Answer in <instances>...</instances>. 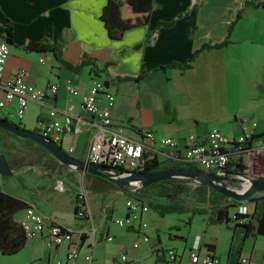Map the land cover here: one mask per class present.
<instances>
[{"label": "crops", "instance_id": "obj_1", "mask_svg": "<svg viewBox=\"0 0 264 264\" xmlns=\"http://www.w3.org/2000/svg\"><path fill=\"white\" fill-rule=\"evenodd\" d=\"M245 1L248 0H152L147 23L127 29L120 38H110L100 19L106 0H0V39L10 26L13 40L9 44L10 53L3 76L25 70L26 81L38 88L46 89L52 83L57 85L56 93L48 92L42 104L28 102L19 125L37 131L41 123L64 125L66 116H69L68 128L55 133L53 139L60 146L66 142L68 148L73 147L69 154L84 160L98 121L96 116L81 108V95L90 89L94 80H101L107 83L97 94L98 109L107 103L104 92L112 93V126L147 144L154 143L161 148V140L170 136L181 146L187 136H202L213 128L229 136L243 132L264 136V6L244 5ZM240 10L241 17L235 20ZM172 20L169 27H158L160 21ZM233 22L227 46L204 49L186 69H160V66L174 62H185L204 43L223 41ZM150 32L151 36L147 37ZM43 39L57 45L63 58L72 64L79 61L82 53L95 58L100 67L106 62L109 64L105 71H94L89 65L72 71L58 63L50 52L24 49L28 42ZM68 79L78 89L77 95L68 92ZM16 106V100L7 103L0 117L12 121L17 117ZM53 109L55 114L51 115ZM148 131L154 137L151 141L142 137ZM261 159L260 155H245V175L250 177L260 172ZM56 161L62 164L58 159ZM9 167L10 175L0 174L2 191L33 205L47 218L52 216L56 222L75 231L83 229L86 233L79 237L74 235L78 249L73 262L67 260L70 245L47 246V231L43 230L38 236L28 238L17 253H0V264H57L58 261L61 264H145L144 261L149 264H186L189 248L197 244L202 250L211 246L209 252L219 258V264H264V236H243L239 223L210 221L213 214L209 203L195 205V208L207 209L206 213L185 210V220L177 218L176 222L168 223L166 238L161 236V227L157 223L148 226L143 232L148 235V242L134 247L132 237L126 232H135L138 238H143L140 230L116 225L125 232L116 228L115 233L110 224L115 207L109 201V204H103L109 198L123 195L121 190L93 192L82 182L76 187L78 189L69 183L72 186L70 192L74 190L72 197L85 191L84 203L92 223L78 215L74 222L65 223L54 213L47 215L45 207L39 203L55 189V174H50L49 170L35 175L32 165L26 166L25 172ZM17 172L23 175L15 178ZM28 172L32 175L31 182L26 181ZM79 172L85 175V172ZM232 181L227 176L223 182L230 188L242 184L237 181L238 184L232 187ZM88 191L101 198L98 213L101 221L98 223L93 221L87 204ZM261 195L264 191L253 196ZM153 197L152 193H146L139 199L149 205ZM72 202L75 203V199ZM233 204L229 216L235 212L252 214L255 207V202L248 199L235 200ZM121 211L124 216V203ZM106 213L110 217L107 218ZM145 215L143 221L147 222ZM23 216L24 209L16 212L14 219L19 221ZM93 227L98 231L96 235L91 232ZM154 232L156 238L151 241L150 235ZM106 233L113 239L106 240ZM170 248L178 253L174 261H168L166 256ZM121 254L127 256L126 261L119 260Z\"/></svg>", "mask_w": 264, "mask_h": 264}, {"label": "built area", "instance_id": "obj_2", "mask_svg": "<svg viewBox=\"0 0 264 264\" xmlns=\"http://www.w3.org/2000/svg\"><path fill=\"white\" fill-rule=\"evenodd\" d=\"M10 53L9 44L0 39V109L5 107L7 103L16 100L15 109L16 116L21 119L27 108L28 102H37L42 104L48 92L54 94L57 91V85L52 83L46 89L38 88L25 79L27 71L20 70L18 73L4 77L6 61ZM43 59H40L42 61ZM67 90L72 95L79 93L70 79L66 82ZM104 89V82L94 80L90 89L81 95V108L96 116L97 124L89 142L85 161L98 165L107 166L110 171L141 172L143 170L146 156L145 153L160 155L163 158H173L179 161L192 163L199 169L205 171L216 172L217 175H232L244 184L242 177L245 171L238 172L232 167L236 173L229 174L226 167L229 162H239V158L249 154L260 155L262 160V170L250 176L249 178H264V136L251 141L250 145L244 142L253 135L251 132H243L237 136H229L217 128L209 130L202 136L189 135L185 138L184 143L180 146L179 142L168 136L161 140V148L156 147L154 143L147 144L143 140L134 139L122 132V129L113 127L111 116V108L114 102L112 93L105 91L107 103L98 109L97 94ZM72 106H70L71 108ZM51 115L55 114L53 109ZM70 123L69 116H66L64 125H55L41 123L38 125L37 133L44 137L51 138L55 133H61L68 128ZM143 138L150 141L153 140L152 132H144ZM57 143V142H56ZM164 148V149H162ZM73 147H69L67 152L71 153ZM196 182H199L195 179ZM249 182V181H248ZM58 190H63V185L58 182L56 185ZM136 188L135 190H138ZM78 197V216L87 219L92 223L91 217L88 216V209L84 203L85 191L77 194ZM126 213L123 217L115 218L114 222L118 227L136 228L140 230L144 241H148V235L144 234L148 228L146 221H143V215L147 213L150 206L147 202L139 198H130L126 202ZM20 225L25 230L27 238L38 236L46 230L45 241L47 246H57L62 243L70 245L67 253V260L73 262L76 258L78 243L74 241V235L82 236L86 233L83 229L75 231L72 227H68L52 218L45 217L33 205H27L24 209V216L19 220ZM92 234L96 235L98 231L93 227ZM104 238L108 241L113 239L111 234H105ZM134 247L138 243H133ZM168 261H174L178 258L176 250L170 248L166 251ZM119 260L126 261L127 256L121 254ZM220 260L214 254L202 248L197 244L191 246L188 250V262L186 264H219ZM57 264H61L59 261ZM246 264V263H240Z\"/></svg>", "mask_w": 264, "mask_h": 264}, {"label": "trees", "instance_id": "obj_3", "mask_svg": "<svg viewBox=\"0 0 264 264\" xmlns=\"http://www.w3.org/2000/svg\"><path fill=\"white\" fill-rule=\"evenodd\" d=\"M254 5V6H264V0L254 1L248 0L244 2V5ZM125 10V13H124ZM152 11V0H106L105 5L103 6L100 19L103 21L105 28L107 29L108 35L110 38H120L124 31L127 29L145 24L149 21L150 15ZM241 10L238 11L236 15V19L241 17ZM234 20V21H235ZM172 21H160L158 23V27H169L172 25ZM233 22L228 30V36L221 42L218 43H204L199 48L194 50L186 59L185 62H174L167 66H160V69H166L171 67H178L180 69H186L191 66V62L198 56V54L204 49L211 48H222L229 44V36L232 32ZM151 36V32L147 34V37ZM3 40H5L8 44L12 43V29L11 27L6 28V32ZM25 50L27 51H35V52H50L54 58L60 63L62 66L66 67L72 71H78L84 66L89 65L91 69L94 71L97 69L99 71H105L106 66L109 64L108 62L104 63L103 66H98L96 59L90 57L86 53H82L79 61L76 64H72L71 62L65 60L62 55L61 49L55 45L54 43L43 39L40 41H30L25 45ZM128 79V78H126ZM106 84L107 82L104 81ZM0 131L3 133L12 136L18 137L13 133H10L4 129L0 128ZM261 135H252L250 139H247L244 144L250 145L251 141L258 138ZM24 139L27 143L35 144V146L39 147L43 151H47L44 147L36 143L35 141L28 138ZM0 152L5 156L6 161L10 164L11 167H15V165L11 164L9 160L10 154L4 149V147L0 146ZM50 154V153H49ZM146 161L143 167L142 172L152 173L158 170H167V169H187V170H200L196 165L192 163H187L183 161H179L173 158H164L160 160L156 154L145 153ZM54 158V157H52ZM55 159V158H54ZM57 159V158H56ZM55 159V161H56ZM239 162H229L226 169L229 174L232 172L238 171L242 172L246 169L245 164H243V159L240 157ZM242 161V162H241ZM57 162V161H56ZM234 170H231V168ZM85 175L90 179L91 184L89 185V189L93 192H101L109 189H119L124 191L127 186H117L113 182L108 181L102 177L91 175L89 173H85ZM185 179V180H184ZM190 178H175V179H164L159 180L153 183L146 184L139 188L137 191H132L129 193L133 195L132 197L140 198L146 193H152L155 197L160 196L161 194L168 193H178L179 191L183 192L190 198L196 199L198 203L203 202L211 204V211L213 216L210 217V221L222 222V221H231L235 223H239L243 228V236H247L249 234L255 235H263L264 236V198L255 202V207L252 214L235 212L231 216H229V209L234 206L233 202L235 200L229 199L227 196L217 191L216 189L207 186L205 184H200L194 188L187 189V182ZM187 182V183H186ZM137 195V197H136ZM75 203L73 207L74 217H77L78 214V205H77V195L74 197ZM156 199V198H155ZM150 207H152L160 216H164L168 213H178L184 212L185 210H191L192 213H206L207 209L204 208H195L190 207L187 208L177 202L175 199H168L165 201H149ZM199 206V205H198ZM27 207L26 202L5 193L0 189V253L3 255H10L17 253L20 251L26 241L27 236L25 230L20 225L19 221L14 219V214L18 211H21ZM194 208V209H193ZM207 251H211V246H205Z\"/></svg>", "mask_w": 264, "mask_h": 264}, {"label": "rangeland", "instance_id": "obj_4", "mask_svg": "<svg viewBox=\"0 0 264 264\" xmlns=\"http://www.w3.org/2000/svg\"><path fill=\"white\" fill-rule=\"evenodd\" d=\"M125 13V10H124ZM2 109H0L1 113ZM15 123H21L22 121L18 117H14L12 119ZM231 136V135H230ZM23 138V137H21ZM18 137H12L9 136L2 131H0V146L4 147V149L10 154L9 160L11 161V164L15 165L14 168L19 169L18 171H23L26 166L32 165L33 169V174L37 175L41 173V171H51L50 174L53 172L55 174V179L58 180L57 182L55 181L54 183L57 185L58 182L63 183L64 185V190H58L57 187L53 190V192L49 193V196L47 199H42L39 200V203L41 206L45 207V211H47V215H52L51 213H54V215L57 216L58 220L64 221L65 223H70L74 222L75 218L73 214V203L74 201V196L72 197L73 191L70 192V189H72V186H69V183L73 184L74 189L79 183H83L84 185H90L91 181L86 175H82L80 172L78 173V169L73 168L71 166H64L62 164H58L55 159L56 157L52 158L51 155H49L48 152L43 151L39 147H34L33 144L27 143L24 141V139H21ZM62 149L66 152V149L68 148V145L66 142L61 144ZM160 160L164 159L163 157L159 158ZM53 160V161H52ZM8 163V162H7ZM10 165V164H9ZM39 166V167H38ZM25 172V170L23 171ZM42 174V173H41ZM19 175H23L21 172H17L15 175V178H17ZM32 175L28 172L26 173V181L31 182V177ZM19 178V177H18ZM185 180V179H184ZM188 180L189 183H187V189H192L196 186H199L200 182H196L195 179H186ZM87 182V183H86ZM237 183L238 182H234ZM31 187H33V184H28ZM53 185V184H52ZM82 185V184H81ZM233 186V185H232ZM239 186V185H238ZM137 187L134 184L127 185V188L121 192L123 195H118L114 199L109 198V200H106L103 202V204H109L108 201L111 203V205L115 207V212L114 216L110 220L111 224V229L115 231L116 228H118L114 222L115 218L123 217L122 216V204L124 203V206H126V202L130 199L133 198V195H130L129 193H132V191H137L135 190ZM141 188V187H140ZM80 189V188H79ZM113 194V193H112ZM76 196V195H75ZM88 196V206L90 209V213L93 216V221L95 223H98L101 221V218L99 216V207H100V200L101 198L99 197L98 194L92 193V192H87ZM137 196V195H136ZM72 198V201H71ZM168 199H175L177 202L182 204L183 206L190 208L194 207L195 205H203V202L198 203L196 199L190 198L183 192L179 191L178 193H166V194H161L160 196L156 197V199L153 197L152 201H165ZM109 207H107L108 209ZM151 210V211H150ZM89 213V214H90ZM148 213V212H147ZM146 213V215H147ZM107 215V213H106ZM145 215V217H146ZM197 218L201 216H198L194 214ZM91 216V215H89ZM110 217L107 215V218ZM187 217V212H178V213H168L165 214L164 216H160L156 211L150 207L149 209V214L147 215V224L148 226H154L155 223L158 224V226L161 227V236L165 237V234H167V225L168 223L176 222L177 218H183L184 220ZM50 218H53L52 216ZM54 219V218H53ZM97 221V222H96ZM122 232H125L124 229L118 228ZM116 233V231H115ZM130 234L132 237V241L138 240V246H142L143 244L147 243L148 241H144L143 238L140 236L139 238L137 237V233L135 232H126ZM151 241L152 239L156 238V233H152L151 235ZM149 240V239H148ZM137 246V247H138ZM145 264H149L148 261H144Z\"/></svg>", "mask_w": 264, "mask_h": 264}, {"label": "water", "instance_id": "obj_5", "mask_svg": "<svg viewBox=\"0 0 264 264\" xmlns=\"http://www.w3.org/2000/svg\"><path fill=\"white\" fill-rule=\"evenodd\" d=\"M0 128L17 136L35 141L66 166H71L85 173L102 177L120 187L134 184L137 188H140L146 184L164 179L192 178L197 179L200 183L210 186L216 189L217 191L221 192L228 198L234 200L248 199L251 202H256L264 198V195L253 196L257 192L264 191V178L252 179L249 178V176L243 174L244 177L242 178L245 184L239 183L238 188H230L223 182L225 178H227V174L217 175L216 172L205 171L201 169H167L158 170L152 173H146L141 171L131 173L128 172V174H125L122 171L112 172L107 166L98 165L94 163H87L85 160L71 156L69 153L65 152L61 148V146L55 141H53L51 138L44 137L36 131L21 127L18 123L10 121L6 118L0 117ZM11 172V168L9 167V164L6 161L5 156L0 152V174L7 176L10 175ZM232 182L231 184H233V186L236 185L234 182Z\"/></svg>", "mask_w": 264, "mask_h": 264}, {"label": "flooded vegetation", "instance_id": "obj_6", "mask_svg": "<svg viewBox=\"0 0 264 264\" xmlns=\"http://www.w3.org/2000/svg\"><path fill=\"white\" fill-rule=\"evenodd\" d=\"M243 171H245V170H243ZM243 171H242V173H243ZM232 173H236V172H232ZM227 176H229L230 177V180H233V181H240L239 179H237L236 177H234V176H232V175H227Z\"/></svg>", "mask_w": 264, "mask_h": 264}]
</instances>
